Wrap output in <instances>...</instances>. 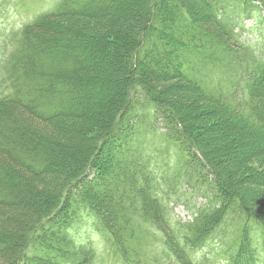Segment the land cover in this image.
<instances>
[{
    "label": "trees",
    "instance_id": "1",
    "mask_svg": "<svg viewBox=\"0 0 264 264\" xmlns=\"http://www.w3.org/2000/svg\"><path fill=\"white\" fill-rule=\"evenodd\" d=\"M252 8L264 12V0H61L23 28L0 96V264H91L92 247L77 246L70 233L84 217L95 219L108 245L124 256L133 243V250L139 247L133 234L142 218L164 226V244L178 264H194L190 254L216 235H222L225 264H264L263 198L249 197L215 168L173 106L180 104L173 98L177 89L186 99L200 93L227 111L238 131L264 130V54L243 44L231 14ZM132 31L136 38L123 51L129 76L123 95L108 97L115 113L105 120L102 105L84 97L96 75L82 41L111 55ZM111 63L110 77L122 79L119 60ZM164 84L170 98L157 92ZM240 89L243 100L236 102ZM139 96L147 106L140 108ZM158 120L173 128L161 134L165 146L177 138L186 151L190 144L201 175L211 177L210 187L200 185L207 203L181 225L167 221L166 196L177 192L171 185L182 174L152 170L158 160L148 151L147 134H156L152 121ZM80 142L90 143L89 160L82 159ZM178 153L184 155L181 148ZM258 157L264 152L248 159ZM55 190L53 203L48 197ZM229 228L234 233L225 241Z\"/></svg>",
    "mask_w": 264,
    "mask_h": 264
},
{
    "label": "rangeland",
    "instance_id": "2",
    "mask_svg": "<svg viewBox=\"0 0 264 264\" xmlns=\"http://www.w3.org/2000/svg\"><path fill=\"white\" fill-rule=\"evenodd\" d=\"M60 1L0 0V96L3 92L2 83L6 76L5 68L7 62L16 52V48L21 40V31L40 15L53 11ZM252 9L253 11L249 12L244 10L242 12H240L241 10L231 12V14L235 15L234 19L238 23L237 26H239V28H235V32L239 35V39L244 45L255 48L257 53L258 50H261V54H264V12ZM133 34V31L131 34H128L125 46L121 43L119 45L120 49L116 50V54L111 55L105 46L102 47L100 44L92 45L90 42L82 41L86 63L91 68V74L96 75L95 78L88 81L92 85L91 88L93 90L85 92L84 97L94 105H102L104 110L107 111L105 120L107 116L112 119L115 113L114 109L110 108L111 106L109 107L106 102L108 97L111 99L123 95L122 85H125L126 79H128L127 76H129V63L123 51H126L129 43L135 40L136 37ZM86 43L90 45L88 46ZM113 48L115 49L116 45ZM99 53L103 56H100ZM111 58L119 60V65L116 68L122 75V79L120 80H116V78L109 75V69L112 67ZM157 92L168 93L170 98L173 91L170 89V85L164 84L157 86ZM180 92L178 89L173 92L176 93L173 96L174 100L178 103L180 102L179 105H173L174 111L186 125L190 135L195 138V143L204 151L216 169L226 173L231 184L234 186L238 184L237 188L241 189L249 197L256 195L262 197V200H264V157H258L254 160L248 159L251 155L262 154V151L264 152V130L259 128L256 131H238L236 128L238 125L232 121L228 112L217 107L213 101H208L200 93L199 95H189L190 99H186V96V98L182 96L184 93L181 94ZM187 92L188 90H185V95H187ZM243 94V90L240 89L239 94L236 95L238 98L236 102L241 101V99L243 100ZM140 97L141 99H139ZM143 97H137L138 103L141 105L140 108L147 106L142 104L144 101ZM246 108L247 104L241 107L243 110ZM82 116L94 118L93 116H87V113H82ZM105 120H103L104 124L106 123ZM152 123L156 134L152 136L147 134V137H149L147 147L149 146V153L151 155L154 154L158 160V162H153L152 170L157 173V170L165 169L169 173H174L172 178H178L176 174H182V182L171 185L175 186L174 189L177 192L172 191L171 194L169 193L166 196L169 206L168 210L170 209V218H167V221H171L172 224L179 223L180 225L189 221L191 222V220L197 217V210L207 203V195L201 187H210L209 181L211 177H209V181H206L201 175L205 171L193 156L190 144H184L185 147H188L187 152L181 146V142L177 140L178 138L174 139L176 136L172 134L171 137L177 140V142L173 140V144L165 146L163 143L165 138L161 134L173 133V128L170 129L168 122L158 120L152 121ZM66 127L68 130H72L69 126L66 125ZM81 144L80 142L79 145L84 153L82 159L86 160L89 154L88 148L91 146L90 143ZM61 145L63 146L64 143L60 144V146L58 145L59 151H61ZM180 148L183 150L184 155L178 153ZM106 153H108L110 159V151ZM101 155L103 157L102 162L109 161L108 158L105 160V153H101ZM63 156V152H60L58 162L64 165L65 158ZM89 159L90 157L87 160ZM153 159L155 160L154 157ZM105 164L106 166H110L109 163ZM93 175L95 177V173ZM93 177L89 179L90 183H93ZM167 180L169 181L170 179L167 178ZM192 183L194 184L192 185ZM200 185L202 186L200 187ZM165 188L168 189L169 187L166 186ZM56 195L58 194H56L55 190L48 197L50 202L53 200V203H56L58 200ZM137 221L138 230L134 232L133 236L136 238V241L137 239L140 240L139 247L137 251L133 250L136 247L135 244L138 242L133 243L131 245L132 250L130 249L132 253L127 256H124L108 245L107 240L98 230L96 220L93 218L84 217L81 221L76 220L70 233L77 246L86 244L92 247L95 256L94 259H91V264H178L164 244V226H154L150 222H145L142 218H138ZM226 233V235H223L225 241L233 236V228H229ZM221 236H214V238L210 239L211 242H208L209 245L207 243L205 247L190 254L194 264L226 263L225 258L219 254L222 252L219 251L221 245L219 238ZM63 263L72 264V261L70 259L69 262Z\"/></svg>",
    "mask_w": 264,
    "mask_h": 264
}]
</instances>
